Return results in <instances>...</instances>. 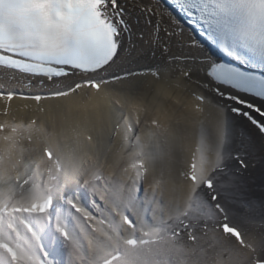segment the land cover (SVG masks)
I'll list each match as a JSON object with an SVG mask.
<instances>
[{"label": "snow or ice", "instance_id": "obj_1", "mask_svg": "<svg viewBox=\"0 0 264 264\" xmlns=\"http://www.w3.org/2000/svg\"><path fill=\"white\" fill-rule=\"evenodd\" d=\"M258 165L264 0H0V264H264Z\"/></svg>", "mask_w": 264, "mask_h": 264}, {"label": "bare ground", "instance_id": "obj_2", "mask_svg": "<svg viewBox=\"0 0 264 264\" xmlns=\"http://www.w3.org/2000/svg\"><path fill=\"white\" fill-rule=\"evenodd\" d=\"M21 103V102H17ZM230 127L233 129L238 130L239 129V122L235 120H230ZM251 185H252V193L256 196H259L261 192V185L264 183V175H262V170L260 166L258 165L252 172L251 176Z\"/></svg>", "mask_w": 264, "mask_h": 264}]
</instances>
